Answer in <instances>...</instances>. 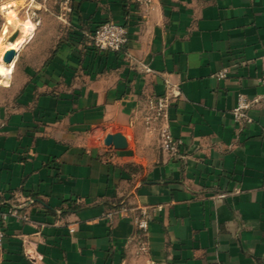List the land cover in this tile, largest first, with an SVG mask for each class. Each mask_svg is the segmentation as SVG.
Wrapping results in <instances>:
<instances>
[{
    "label": "crops",
    "instance_id": "0c3cea01",
    "mask_svg": "<svg viewBox=\"0 0 264 264\" xmlns=\"http://www.w3.org/2000/svg\"><path fill=\"white\" fill-rule=\"evenodd\" d=\"M16 1L0 35L30 40L0 79V211L29 220L7 217L0 264H264V0H72L65 20L21 0L6 25ZM107 21L128 28L122 52L90 45ZM164 94L181 157L145 125ZM239 95L259 100L243 126ZM116 132L124 150L104 144Z\"/></svg>",
    "mask_w": 264,
    "mask_h": 264
},
{
    "label": "built area",
    "instance_id": "2783aa9c",
    "mask_svg": "<svg viewBox=\"0 0 264 264\" xmlns=\"http://www.w3.org/2000/svg\"><path fill=\"white\" fill-rule=\"evenodd\" d=\"M146 6L149 5L150 0H137ZM54 6L60 11V18L65 20L72 13V0H53ZM129 38L128 28L125 25L118 24L112 21L103 22L100 24L94 32L89 36L90 45L101 52H122L127 45ZM226 77V71L223 70L217 74V78L222 79ZM261 84L264 85V73L260 79ZM174 96V95H172ZM171 95L164 94L157 96L147 102L145 125L147 128H158L160 137L161 149L167 152L172 157H181L180 152L182 148V142L179 139H174L166 126L167 122V110L170 104ZM259 104L258 99L249 100L244 95L237 97L236 106L232 110L234 121L240 126L251 123V119L248 116V111ZM36 203L35 199L27 200V205H33ZM20 207L9 205L7 211H0V248L3 245L5 239V223L8 216H12L19 221L28 222L26 213H20ZM22 209V208H21ZM120 212L126 213L128 210L122 208ZM118 212H110L106 217L111 220ZM135 224L142 236H146L148 230V215L146 211H142L140 216L135 219ZM69 231L73 232V226H69ZM141 252L146 250V243H142L140 247Z\"/></svg>",
    "mask_w": 264,
    "mask_h": 264
},
{
    "label": "rangeland",
    "instance_id": "374dc122",
    "mask_svg": "<svg viewBox=\"0 0 264 264\" xmlns=\"http://www.w3.org/2000/svg\"><path fill=\"white\" fill-rule=\"evenodd\" d=\"M15 3V5H17L18 7L19 6H22V4H23V2L21 1V0H19V1H16V2H14ZM4 6V5H3ZM2 6V7H3ZM2 7H1V9H2ZM4 9H2V10H5V12H6V15H7V17H6V25H9V26H11V25H18V21H19V19H18V17H16V14H15V9L17 8V7H15L14 9L13 8H9L7 5H5L4 7H3ZM9 9V10H8ZM2 12V11H1ZM2 14H4L3 12H2ZM0 18H2L1 20H2V22L3 21H5V18L4 17H0ZM7 20H9V22H7ZM21 21V20H20ZM22 21H29V22H31L32 23V21L29 19V18H26L25 20H22ZM33 24V23H32ZM14 28V27H13ZM34 30H35V28H34ZM22 33V32H21ZM31 33V32H30ZM7 34H8V30L6 29V28H3L2 29V32H1V35H0V47L3 45V44H5L4 43V40L6 39V36H7ZM15 34V33H14ZM16 35V34H15ZM30 40V38H24V37H21L20 38V40H19V44L23 47L28 41ZM3 47H1V49H0V62L2 61L1 59H3V56H2V54H3ZM1 83H4L2 80H1ZM152 130H157V132H158V128H155V129H152ZM157 135H158V137H159V133H156ZM158 143H159V146H160V148H161V145H160V137H159V141H158Z\"/></svg>",
    "mask_w": 264,
    "mask_h": 264
},
{
    "label": "bare ground",
    "instance_id": "6f19581e",
    "mask_svg": "<svg viewBox=\"0 0 264 264\" xmlns=\"http://www.w3.org/2000/svg\"><path fill=\"white\" fill-rule=\"evenodd\" d=\"M7 6L9 8H12L16 5L14 2H12ZM21 26L23 27V30L25 33L30 29V26L27 23H22ZM1 47H3L4 50L9 49V50H14V52H15L13 59L9 63L3 62V59H1L2 61L0 62V79L4 82L3 83L4 85H7L9 76H10L12 69H13V64H14L15 58H16L17 54L19 53V51L21 50L22 47L18 43H5ZM1 47H0V49H1Z\"/></svg>",
    "mask_w": 264,
    "mask_h": 264
},
{
    "label": "water",
    "instance_id": "95a60500",
    "mask_svg": "<svg viewBox=\"0 0 264 264\" xmlns=\"http://www.w3.org/2000/svg\"><path fill=\"white\" fill-rule=\"evenodd\" d=\"M15 55L14 50H8L3 55V62L9 63ZM104 144L106 146L112 147L114 150L120 151L127 147V142L124 136L116 132L114 134L107 135L104 139Z\"/></svg>",
    "mask_w": 264,
    "mask_h": 264
}]
</instances>
